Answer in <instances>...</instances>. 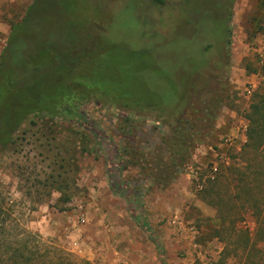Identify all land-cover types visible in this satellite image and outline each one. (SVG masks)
<instances>
[{
	"label": "rangeland",
	"instance_id": "374dc122",
	"mask_svg": "<svg viewBox=\"0 0 264 264\" xmlns=\"http://www.w3.org/2000/svg\"><path fill=\"white\" fill-rule=\"evenodd\" d=\"M34 1L0 0V61L12 23L22 21ZM70 4L73 9L64 12H44L39 24L32 16L27 20L28 52L14 56L12 69V79L21 80L25 90L5 94L0 104L2 135L10 126L4 105L35 104L29 90L34 85L39 95L82 96L78 121L32 114L7 147L0 144V207L8 234L30 232L40 243L91 264H238L235 229L225 257L224 242L207 237L217 226V208L204 194L214 163L220 168L240 163L253 95L264 93V0ZM219 6L223 13L213 32ZM57 21L65 24L61 32ZM62 33L68 38L63 42ZM18 36L15 50L24 44ZM227 41L228 61L219 70L191 67L193 56L199 60L200 54L212 65L225 53ZM43 42L56 45L57 54L52 48L48 52L62 62L48 66L31 57ZM37 64H45L40 74ZM224 82H229V107L213 134L197 146L175 181L157 184L151 174L167 153L176 123L172 112L185 103V92L192 100V84L206 91ZM161 102L168 103L163 111ZM61 155L72 169L65 195L49 191L44 182ZM250 213L237 228L252 236L255 218Z\"/></svg>",
	"mask_w": 264,
	"mask_h": 264
},
{
	"label": "trees",
	"instance_id": "16d2710c",
	"mask_svg": "<svg viewBox=\"0 0 264 264\" xmlns=\"http://www.w3.org/2000/svg\"><path fill=\"white\" fill-rule=\"evenodd\" d=\"M43 1L44 3L41 6L40 3ZM70 3L71 0H35L30 5L26 17L18 23H12V32L9 38L10 44L5 48L0 61V104L4 103L2 98L5 94H10L15 90L21 93L22 90H25L20 83L21 80L12 79V69L15 67L14 56L20 53L26 54L25 51L28 52V45L25 43H27L28 21H30V17H33V22L36 19V23L39 24V20L42 18L41 15L44 12L49 13V9L53 12H55V9L57 12H64L65 9H70L71 7L73 9ZM38 7H40L39 10ZM57 22L59 31L61 32L65 24ZM226 25L228 36L230 32V16L227 17ZM17 32L19 33L18 38H21L20 42L24 44L15 50L12 43L14 42V34ZM62 36V42L68 39L64 33H62ZM24 37L26 40H24ZM62 42L60 45H62ZM229 42H226L225 53L221 54L220 58L215 60L212 65L208 63V59L203 57V54H200L199 60L193 56L196 60L192 58L191 67L198 68V70L201 67L209 68L211 71L219 70L220 66L225 61H228L229 52L226 49L230 47ZM55 46L52 42H43L42 45H37V48L31 52V57L36 55L46 62V64L52 63V61L55 63L56 60H58L57 62H62L63 59L60 60V57L55 59L57 57L48 52L52 49L55 52L57 50ZM50 56H52V60L46 61V58L49 59ZM41 66L37 64L34 67L35 71L39 74L45 64H41ZM55 73L57 74V72ZM57 81H55V84ZM192 85L191 96H194V98L190 100V96L185 92V103L181 105L178 111L174 113L171 111L176 123L173 127V134L167 141L168 150L166 155L161 154V159L157 160L159 161L156 164L157 173L152 172L151 174L156 183L163 186L175 181L179 172L190 163L197 146L213 134L223 109L229 107V82L222 83V86L219 88L210 87L206 91L199 89L195 84ZM39 88L45 89V87ZM37 89L38 86L36 87L35 85L29 88L31 99L34 100L35 104L30 105L29 103V106H27V103L18 102L13 108L9 102L4 105L7 108V119L5 122L10 124V126L0 135V144L3 147H7L12 142L14 133L22 126L29 115L47 114L50 117L63 116L72 122L78 121L81 114L78 103L82 100V96L75 94L61 99L55 92L47 94V96L39 95ZM158 105L162 106L160 109L163 111L168 106V103L161 102ZM169 107L172 108L171 103H169ZM247 119L246 142L242 147L240 163L221 167L215 179H209V186L205 189L204 197L207 198V196L211 195L210 201L217 208V215L213 218V221L217 222V226H213V232H208L207 237L219 238L224 242L225 246L222 254L225 257L232 245L229 238L230 230L235 229L238 234L235 254L237 263L264 264L263 92L255 91ZM49 140H53V138H49ZM54 164L56 166L52 170L55 172L47 174L44 180L45 186L49 191L57 189L65 195L66 188L70 187L69 177L72 169L68 168L69 164L65 155H61L55 159ZM50 166L51 163H49ZM163 180L165 182H162ZM62 199L68 201L70 198L67 196ZM248 212H251L250 214L255 218L252 236L249 232L243 234L244 230L237 228V223L243 220ZM2 214L3 211L0 207V264H91L89 261L78 258L59 246L47 242L40 243L36 240V236L30 232H25L21 237L18 235L10 236L7 227H5L7 220L2 217ZM146 227L148 228V226Z\"/></svg>",
	"mask_w": 264,
	"mask_h": 264
},
{
	"label": "built area",
	"instance_id": "2783aa9c",
	"mask_svg": "<svg viewBox=\"0 0 264 264\" xmlns=\"http://www.w3.org/2000/svg\"><path fill=\"white\" fill-rule=\"evenodd\" d=\"M219 171H220V166L217 163H214L211 167L210 173L208 174L207 178L214 180ZM197 174H198V172H197ZM199 187L202 188V185L199 184Z\"/></svg>",
	"mask_w": 264,
	"mask_h": 264
},
{
	"label": "flooded vegetation",
	"instance_id": "af4514ba",
	"mask_svg": "<svg viewBox=\"0 0 264 264\" xmlns=\"http://www.w3.org/2000/svg\"><path fill=\"white\" fill-rule=\"evenodd\" d=\"M223 8L222 6H219L218 7V15H216V20L214 21L213 20V24H212V28H211V31L215 32L219 29V25H220V18L222 16V13H223Z\"/></svg>",
	"mask_w": 264,
	"mask_h": 264
},
{
	"label": "crops",
	"instance_id": "0c3cea01",
	"mask_svg": "<svg viewBox=\"0 0 264 264\" xmlns=\"http://www.w3.org/2000/svg\"><path fill=\"white\" fill-rule=\"evenodd\" d=\"M234 114V112H232V114L231 115H233ZM235 133V132H234ZM225 166H228V165H225Z\"/></svg>",
	"mask_w": 264,
	"mask_h": 264
}]
</instances>
